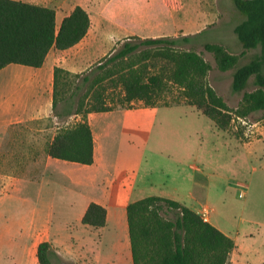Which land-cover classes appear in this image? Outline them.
Listing matches in <instances>:
<instances>
[{"label":"trees","instance_id":"1","mask_svg":"<svg viewBox=\"0 0 264 264\" xmlns=\"http://www.w3.org/2000/svg\"><path fill=\"white\" fill-rule=\"evenodd\" d=\"M233 3L243 17L233 28L242 51L235 54L216 43L204 46L214 54L220 70H232V91L243 92L236 108L229 107L209 85L206 77L210 64L196 51L183 48L192 36L136 37L138 42L125 41L118 51L104 58L97 70L83 75L73 92L63 98L61 112H57L58 100L71 89L72 80L68 70L55 68L54 115L60 121L82 115V120L60 128L47 145V154L67 162L93 164L94 139L87 115L113 111L117 104H185L195 107L223 131L236 117L245 119L261 113L258 120L264 126V0ZM90 25L88 12L79 5L57 26L53 8L0 0V71L9 64L41 67L52 48L73 47L87 35ZM84 87L87 92L74 109L72 98ZM116 88L121 96L108 104L107 93ZM126 216L133 264H227L236 248L232 238L201 214L170 198L152 195L132 201ZM106 221V208L95 202L88 205L81 220L94 228L104 227ZM37 258L39 264H54L58 255L51 243L44 241L38 245Z\"/></svg>","mask_w":264,"mask_h":264},{"label":"crops","instance_id":"2","mask_svg":"<svg viewBox=\"0 0 264 264\" xmlns=\"http://www.w3.org/2000/svg\"><path fill=\"white\" fill-rule=\"evenodd\" d=\"M20 1L53 8L56 11L57 26L79 5L88 12L91 25L87 35L73 47L66 50L52 48L41 67L9 64L0 71L8 70L9 74L17 80L14 83L16 89L0 101V166L6 164L8 160L2 152L7 151V144L12 140V135L17 134L16 129H19L17 125L43 120L52 115L54 70L56 67H63L72 72H81L85 70L86 64L92 57L104 54L100 48L106 46L108 39H119L132 35L153 36L149 35V32L145 33L144 30H152L155 28L153 27L155 23H164L171 17L169 7L171 0ZM211 1L218 2V0ZM179 2H188V0ZM189 2H203V0H189ZM199 15L198 17L207 16L205 13ZM219 15V11H216L213 18L218 20ZM140 30L143 32H139ZM156 108L159 107L145 106L137 110L123 108L109 112L119 113L121 122L130 123L138 129L142 128L140 130L147 133ZM101 113L87 115L94 139L93 164L82 165L50 157L46 148L55 133L43 147L45 151L43 149L40 152L37 149L34 150L29 162L26 159H19V166L36 168L35 176L23 173L20 175L9 174L0 169V220L8 212L5 204L9 199L6 197H10L12 193H14L12 196L15 197L23 189H28L34 198V202H32V199L28 200L24 196H19V211L28 201L33 204L31 207L33 217L29 222H25V220H18L15 223L0 221V264H39L37 249L38 245L44 241L50 242L57 255L69 261L72 253L75 252L77 255L80 252L85 255L88 247L96 246L110 223L114 224L113 230L117 237V242L112 250L114 254H119V263L133 264L126 208L130 202L138 200V197L134 196L138 181L134 176V167L123 168L119 161L114 160L111 154L104 151L105 129L99 126L97 121ZM245 134H249V137L241 140L223 131V136L231 138L236 147L243 148L249 164L247 174L236 179L241 183V185L238 184V187L242 202L239 208L237 207L238 215L235 216L234 224L230 223L229 219L221 217L226 212H230L231 202L219 201V196L210 192L211 180L207 179L205 175L200 174L202 178L197 175L203 172L199 166L191 167L195 174L193 185L202 188L199 192L187 193L185 200L180 197H162L179 201L199 214H202L204 208L208 209L207 220L232 238L236 244V248L230 253L227 264H264V126L261 123L260 126ZM41 151L44 153L42 154ZM53 164L70 165L68 172H71V176L74 174L76 183L85 186L90 184L100 190L96 197L82 201L78 205L75 218L77 222H72L71 225L66 223V227H63L65 229L73 226L78 227L80 234L75 237L72 233H69L66 238L61 234H53L56 206L54 200L58 190L55 188L57 184H55L53 172L50 170ZM62 190L67 192L65 187ZM91 202L106 208L107 221L104 227L94 228L82 224L83 215ZM96 261L97 263L102 262L98 259ZM105 263L113 264L114 260L106 259Z\"/></svg>","mask_w":264,"mask_h":264},{"label":"rangeland","instance_id":"3","mask_svg":"<svg viewBox=\"0 0 264 264\" xmlns=\"http://www.w3.org/2000/svg\"><path fill=\"white\" fill-rule=\"evenodd\" d=\"M179 1L171 0L169 2L171 10L169 19L165 20L164 23H155L153 31L144 30L145 33L149 32V35L153 36L132 35L119 39H108L106 46L100 48L104 54L92 57L90 62L86 64L85 70L81 72L68 70L71 73L69 78L72 80L71 89L59 98L57 112L62 111L63 98L73 92L81 77L97 70V67L104 62V58L118 51L128 38L135 43L138 42L136 37L184 35H190L192 38L190 43L183 45V48L196 51L210 64L211 68L206 77L209 85L225 100L229 107L236 108L242 99L243 92L235 93L232 91V70H220L214 54L206 50L204 44H221L228 51L239 54L242 47L233 32V28L243 17L236 10L233 0H218V2L211 0H203V2ZM216 11L220 13L218 20L213 18ZM201 13H205L207 16L198 17ZM139 32L143 31L140 30ZM145 48V46L141 47L139 51ZM9 73L8 70L0 72V101L16 89L14 83L17 80ZM75 74L81 76L75 77ZM173 91L176 90L173 89ZM86 92L87 87L75 92L76 94L72 98L74 109ZM120 96L119 88L109 90L107 93L108 104H113V98L115 101ZM143 107H145L143 103L134 102L123 107L117 104L115 109L137 110ZM54 114L53 112L50 117L43 120L17 125L20 130L16 129L17 134L12 135V140L7 144V151L2 152L5 158H8L6 164L0 166L2 171L14 175L23 173L24 175L35 176L34 170L36 168L19 166V159H26L29 162L34 150L37 149L39 152L41 149L44 150L43 147L60 128L71 127L82 120V115L74 114L60 121ZM119 115L117 112H103L97 121L99 126L105 129L104 151L111 154L114 160L119 161L123 168L134 167V176L138 181L134 192L135 197L141 199L146 196L159 195L180 197L185 200L187 193L192 191L197 193L202 189L193 185L195 174L191 167L196 165L203 171L197 175H205L207 179L211 180L210 192L219 196V201L231 202L230 212H226L221 217L229 219L232 224L235 223V216L238 215L237 210L242 202L238 187V184L241 185V183L237 182L236 179L245 176L249 166L247 154L244 153L242 147H236L231 138L223 136V131L217 129L211 119L198 112L195 107L185 104L156 108L147 133H143L140 130L142 128L133 127L130 123L124 124ZM260 116L261 113L253 114L245 119L236 117L225 132L237 139H247L249 131L262 123L258 120ZM69 166L53 164L50 167L54 175V182L57 184L55 188L58 189L54 200L56 206L53 234H61L64 238L69 233H72L74 237L80 234L78 227V229L74 226L70 227L68 228L69 231L63 227H66V223L70 225L72 222L76 223L78 205L82 201L96 197L100 192L93 185L85 186L76 183L74 174L71 176V172H68ZM36 171L38 173V170ZM202 175H200L201 178ZM63 187L66 188L67 192L62 190ZM12 195L6 197L9 199L5 204L8 212L2 216L0 221L15 223L18 220H25V222H29L33 217L31 214L33 204L28 201L19 211L18 202L20 201L19 196H24L28 200L32 199L34 202L33 194L30 193V190L23 189L17 196L13 197ZM113 225L112 223L109 224L102 233L101 241L97 242L96 246L88 247V252L86 251L85 255L80 252L76 255L74 252L69 261L58 255L53 263L106 264L105 260L112 258L113 264H120L119 254H114L112 250L117 242ZM97 259L102 262L97 263Z\"/></svg>","mask_w":264,"mask_h":264},{"label":"built area","instance_id":"4","mask_svg":"<svg viewBox=\"0 0 264 264\" xmlns=\"http://www.w3.org/2000/svg\"><path fill=\"white\" fill-rule=\"evenodd\" d=\"M201 216L205 219V220H207V216H208V209H206V208H204V210L202 211V214H201Z\"/></svg>","mask_w":264,"mask_h":264},{"label":"water","instance_id":"5","mask_svg":"<svg viewBox=\"0 0 264 264\" xmlns=\"http://www.w3.org/2000/svg\"><path fill=\"white\" fill-rule=\"evenodd\" d=\"M62 264H76V263H73V262H64Z\"/></svg>","mask_w":264,"mask_h":264}]
</instances>
